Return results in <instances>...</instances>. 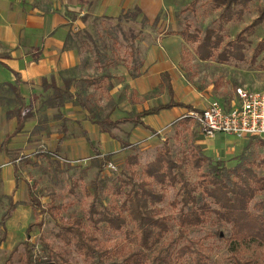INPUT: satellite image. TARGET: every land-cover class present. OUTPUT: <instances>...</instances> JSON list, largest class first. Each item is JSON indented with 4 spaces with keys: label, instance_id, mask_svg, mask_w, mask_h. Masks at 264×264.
I'll use <instances>...</instances> for the list:
<instances>
[{
    "label": "rangeland",
    "instance_id": "obj_1",
    "mask_svg": "<svg viewBox=\"0 0 264 264\" xmlns=\"http://www.w3.org/2000/svg\"><path fill=\"white\" fill-rule=\"evenodd\" d=\"M164 3L165 6L172 5L171 17L175 19V28L182 30L188 25L192 32L198 29L202 35L206 29L211 28L223 39L220 48L216 49L213 57L207 60L200 59L195 49L196 44L186 40L181 44V67L196 90L208 92L207 90L212 89L217 97H227L239 86H246L253 90L264 88V20L259 24H253L259 16V7L264 5V0H251L248 3H244L243 0L235 2L232 7L234 15L231 21L220 17L225 7L216 0H164ZM184 3L188 4V7L181 10ZM166 12L163 9L160 12L161 17H159L165 19ZM143 15L136 20L126 19L120 25H118L117 18L111 17L88 20L86 29L92 33L98 43L100 53L105 54L106 57L104 56L103 62L97 65L94 61L96 53L88 51V47L85 46L82 49V57L89 56L85 74L89 76L102 74L104 64L109 62L108 66L110 64L113 72L120 79L122 75L119 68L132 61L129 55L132 33L139 37L135 43V48L141 53L142 48H144L143 38L150 31L154 34L163 33L167 35L178 32L171 24L168 28L159 27L158 22L153 26L151 24L142 26ZM240 32L242 37L238 43L241 44L247 60L239 68H230L219 62L218 54L227 46L228 42L236 41V36ZM242 79L244 80L241 82ZM78 84L73 86L74 92L78 90ZM105 85L103 84L97 89L91 85L89 92L94 93L96 98H106ZM163 93L166 95L167 91L161 92L157 89L150 97H154L153 102L158 104L166 99L165 96L163 97ZM102 101L104 102V100ZM106 103L107 100L103 104ZM47 118L48 120L44 125L48 131L56 130L69 136L85 135L80 122L75 119L67 118V131L65 132L61 128L62 123L56 122L58 120L62 122L63 119H55L54 115L47 116ZM156 118L153 116L149 123L157 124ZM182 118L184 117L165 126H161L162 121L159 122L161 124L157 129L158 135L145 129L135 130L136 128L131 124H124L112 130L114 134L119 135L124 140H129L133 145L132 147H124L116 139L117 142L112 140L111 143L104 146L103 142L94 136L91 139L94 146L102 154L110 156L109 161L105 163L102 169L94 161L95 149L88 141L89 149L80 146L79 151L70 156L59 150L52 158L46 157L43 152H55V150L41 144L37 139H30L33 143L27 147L10 152L11 163L13 159H16L21 184L23 185V181L26 183L17 194L18 200L28 203L27 182L32 184L34 189L41 191L38 199L41 202V209H44L45 212H41L39 217L34 220L37 223L33 227L31 238H29L30 244L34 247L36 264H90L84 253L76 245L78 229L80 228L106 250V257L110 259H120L129 248L134 247V236H129L127 233V230H135L133 223L117 230L106 222L98 221L96 218H99L100 214L91 215V205L94 201L97 202L93 183L97 182L104 207L109 206L113 201L121 204L125 196L116 192V184H119L121 179L126 178V175L130 173V168L134 171L133 175L136 180L143 178L142 170L163 149L164 142H168L173 157L179 163L185 161L183 163L184 173L191 184H197L200 178V174L191 162L194 151H202L213 161H221L227 166H234L244 151L248 154L261 155L264 153V148L259 144V138H262L260 136H246L243 139H236L231 135L219 134L212 146V142L206 140L201 126L196 120L192 119L186 124L179 123ZM49 121L50 124H48ZM50 127L51 129H49ZM114 144L120 145L116 147ZM134 154L138 155L139 162L134 166L127 165V157ZM187 157L188 161H186ZM75 159L82 161L81 163L65 161ZM259 171L261 174L264 173V169ZM156 187L165 193V199L156 206L161 208L162 215L170 216L172 222V228L161 243L163 244L179 233L176 217L181 204L174 207L172 202L182 195H180L179 184L176 186L168 184L163 189L158 184ZM9 192L10 187L0 178V235L4 231L1 218L9 207ZM25 199L27 200L25 201ZM97 204L102 210L103 206L99 202ZM53 206H56L57 210L53 209ZM250 210L257 213L264 212V191L258 193L252 201ZM54 214L55 216H53ZM21 215L22 213H18L16 217L21 218ZM30 217L31 222L33 215ZM38 222L41 225H38ZM230 234L231 226L219 222L214 215H211L201 227L190 230L178 244L183 246L188 244L190 240H196L202 246L205 264H238L235 261L236 258H239L244 264H264V243L248 241L233 250L229 241ZM10 235L8 234V237ZM25 238H27L26 227H20L19 230L16 229L12 233L10 240L8 242L6 240L0 247V264H5V257L11 252L13 246ZM44 244H49L59 254L55 257L48 254ZM24 253L25 245L21 243L12 260L6 264H23ZM196 262L195 254L188 253L181 259L180 264H197Z\"/></svg>",
    "mask_w": 264,
    "mask_h": 264
},
{
    "label": "trees",
    "instance_id": "obj_2",
    "mask_svg": "<svg viewBox=\"0 0 264 264\" xmlns=\"http://www.w3.org/2000/svg\"><path fill=\"white\" fill-rule=\"evenodd\" d=\"M216 1L225 7L220 17L231 21L234 15L233 4L240 0ZM243 1L244 3H248L251 0ZM141 15H143V10L140 7L128 10L117 18L118 25L126 19L136 20ZM108 18L110 17L104 16L103 18L97 17L94 19ZM86 19L87 17H84V20ZM159 19L160 17L156 18L155 24ZM263 20L264 5L259 7V16L254 20L253 24H259ZM149 22V18L143 15L142 26L149 24ZM189 28L187 25L182 30L176 32V34L182 35L187 42L196 44L195 49L200 59L207 60L212 58L215 50L220 48L223 41L222 37L211 28L206 29L203 35L198 29L192 32ZM241 37L242 34L240 32L236 36V41L228 42L227 46L219 52V62L224 63L230 61L231 58L235 60H244L246 58L241 44L238 43ZM70 38L72 44L79 50L81 55L82 49L87 46L88 51L96 53L94 61L97 65L103 62V57H106V55L100 53L98 43L89 30L86 28L75 30L74 35L70 36ZM131 40L129 55L132 61L127 62L124 66L127 68L129 75L132 78H136L142 74L144 62L140 51L135 48V43L139 40L138 35L132 33ZM88 61L89 56L82 57L80 67L78 68L80 70L78 75L72 78H65L63 86H56L55 84L45 85L43 88L45 91H49V93L44 96L43 102L38 109L35 108L34 104L26 103L19 87V79H17L16 84L5 83L7 88L4 87L5 85H0V94L6 96L5 98L8 100L10 107L7 109L8 114L10 117H16L17 119L16 129L11 134L6 135L1 144V150L8 152V145L12 138L23 131L25 124L33 116L37 115L39 111L49 108L57 110V114L54 117L55 119H63L61 128L66 132L67 118L64 117L63 110L68 102H72L74 105L80 106L85 110L88 119L92 123L99 125L102 132L108 133L111 137L119 140L124 147H132L133 145L129 140H124L119 135L114 134L112 131L114 128L131 123L135 127L142 126L158 135L159 132L156 129L145 123L144 118L146 116L156 115L165 109L176 106L196 110L192 105L178 102L174 99V90L169 75L164 73L159 90H162L163 87L167 88L170 95V100L167 103H160L145 108L142 111L130 113L125 117L113 119L112 113L117 107V103L112 98L111 91L117 81L124 82V76L118 79L110 64L108 66L109 62L104 64L102 74L89 76L85 74ZM81 73L82 75H80ZM76 83H79L77 86L78 90L74 92L72 87ZM103 84H106V98H96L94 93L89 92L91 85L97 89L102 87ZM124 89L127 91L129 85L125 84ZM106 100L107 103L103 104ZM192 119V117L187 115L180 119L179 123L186 124ZM47 120V116H41L35 132L42 128ZM84 134L93 146V149H95L96 157L94 161L102 169L105 163L109 161L110 156L108 154L103 155L94 146V142L91 141L85 130ZM64 138L65 136L61 138V141ZM259 139V144L264 148V139ZM163 145V149L157 153L155 159L147 163L142 170L143 178L136 180L133 175L134 171L130 168V173L126 175V178L121 179L120 183L116 184V192L125 196L121 204L113 201L109 206L104 207L97 182L93 183L96 194L95 200L103 206V209H99L97 202L94 201L90 208L91 215L100 214L99 218H96L98 221L106 222L113 229L117 230L133 223L135 230H127V233L129 236H134L135 246L129 248L120 259H110L106 257V250L93 237H90L80 228L78 229L76 245L84 253L90 264H180L181 259L188 253L195 254L197 264H205L202 246L196 240H190L188 244L183 246H179L178 242L186 237L190 230L201 227L211 215H214L219 222L231 226L229 241L233 250L248 241L264 243V212L257 213L250 210L252 201L258 193L264 191V173L261 174L259 171L264 169V153L261 155L255 153L248 154L244 151L234 166H227L221 161H213L209 156L204 155L202 151H194L191 162L200 174V178L197 184H191L184 173L183 163L185 161L179 163L173 157L168 142H164ZM58 151L57 149L55 152L45 151L43 153L46 157L52 158ZM187 159L188 157L186 161H188ZM138 162L137 154L128 156L126 160L129 166H134ZM12 163L18 176L19 170L16 159H13ZM157 184L160 185L161 189L165 188L168 184L172 186L179 184L180 195H182L172 202L174 207L181 204L176 217L179 224V233L176 237L171 238L163 244L161 243L172 228V222L171 217L162 215L161 208L156 206L165 199V193L156 187ZM27 185L29 189V201L27 204L33 208V221L27 228V238L21 242L25 245L23 264H36L34 247L30 244L29 238H31L33 227L37 223L34 220L39 217L41 212L44 213L45 210L41 209V202L38 199L41 191L34 189L29 182H27ZM8 201L9 207L1 218L4 231L0 235V247L7 236L6 221L11 217L16 206L22 204V202H15L12 196L8 197ZM53 209L57 210L56 206H53ZM38 225H41V223ZM21 243L16 244L5 257V264L12 260ZM44 248L53 257L59 254L49 244H44ZM235 261L238 264H244L239 258H236Z\"/></svg>",
    "mask_w": 264,
    "mask_h": 264
},
{
    "label": "crops",
    "instance_id": "obj_3",
    "mask_svg": "<svg viewBox=\"0 0 264 264\" xmlns=\"http://www.w3.org/2000/svg\"><path fill=\"white\" fill-rule=\"evenodd\" d=\"M187 5L184 3L181 10L186 9ZM136 7H140L143 14L145 12L151 26L155 24L156 18L160 16L163 9L167 11V16L165 19H159L158 26L164 28L170 27V24L173 27L175 26V19L171 17L172 5L165 6L164 0H0V85H5V83L16 84L17 79H19V87L26 103L34 104L36 109L40 108L44 96L49 93V91L44 90L45 85L63 86L65 78L75 77L80 71L78 68L81 64L82 55L72 44L70 38L74 35L75 30L87 28L86 24L91 18H103L104 16L118 18L123 13ZM84 17H87V19L84 20ZM174 29L176 31L181 30L175 27ZM183 42H185L184 37L176 34V32L171 35L154 34L151 31L145 34L143 38L144 48L141 50V57L144 62L142 74L139 77L132 78L125 66L119 68L121 75L124 76V82L117 81L111 91V96L117 103V107L112 113L113 119L125 117L132 111L139 112L160 104H155L153 102L154 97L150 96L159 89L164 73L169 75L174 90V99L178 102L190 104L196 110H203L214 99H218L228 106H231L237 100L235 91H232L227 97H217L212 89L204 92L193 87L181 67V44ZM246 60V58L244 60L231 59L222 64L230 68H239L246 63ZM125 84L129 85L127 91L123 88ZM4 87L7 88V85ZM160 91H167L166 95L163 93V97L165 96L166 99L161 102L167 103L170 100L167 88L163 87ZM5 97V95L0 94V178L10 187L9 194L14 201L22 202V204L16 206L11 217L6 221L7 236L3 243L6 240L8 242L12 233L16 229L19 230L20 227H26L27 232L29 224L33 221L30 222V216L33 215L32 206L26 203L27 199H25L26 202L18 200L17 194L26 183L23 181V185L21 184L8 152L27 147L33 143L30 139H37L41 144H45L54 150H61L62 153L69 156L77 153L80 146L89 149L86 136H69L56 130L48 131L46 125L35 132L41 116L57 114L56 109L49 108L39 111L25 124L23 131L12 138L8 145V152L1 150V144L6 135L11 134L17 126L16 117H10L7 112L10 107ZM191 111L193 110L176 106L165 109L159 114L146 116L144 121L157 130L161 124L159 122L162 121L161 126H165L172 121L189 115ZM63 114L66 118L79 121L83 131L85 130L91 139L94 136L100 139L104 146L111 143L112 140H117L113 139L108 133L102 132L99 125L92 123L87 117V112L80 106H73L72 103L68 102ZM153 116L157 117V124L154 125L149 123ZM56 122L61 123L60 120ZM50 123L49 121L48 124ZM135 128V130L145 129L142 126H136ZM219 134L214 138H205L207 141L212 142L213 146V142ZM63 136L65 138L61 141ZM231 136L236 139H243L234 135ZM114 145L116 146V144ZM119 145L117 144V146ZM18 213H22L21 218L16 217ZM8 234H11L10 237H8ZM25 239L18 241L16 244L23 242Z\"/></svg>",
    "mask_w": 264,
    "mask_h": 264
},
{
    "label": "built area",
    "instance_id": "obj_4",
    "mask_svg": "<svg viewBox=\"0 0 264 264\" xmlns=\"http://www.w3.org/2000/svg\"><path fill=\"white\" fill-rule=\"evenodd\" d=\"M235 93L237 100L231 106L214 99L203 110L191 111L189 116L200 124L207 138H214L219 133L231 134L238 138H264V88L253 90L239 86ZM65 161L81 163L82 160Z\"/></svg>",
    "mask_w": 264,
    "mask_h": 264
}]
</instances>
